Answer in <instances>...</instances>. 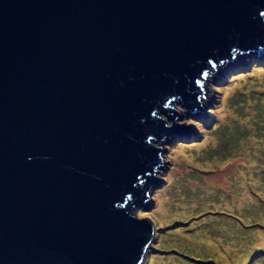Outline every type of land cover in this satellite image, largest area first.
<instances>
[{
  "label": "water",
  "instance_id": "95a60500",
  "mask_svg": "<svg viewBox=\"0 0 264 264\" xmlns=\"http://www.w3.org/2000/svg\"><path fill=\"white\" fill-rule=\"evenodd\" d=\"M262 48L264 0H0V264H144L171 102Z\"/></svg>",
  "mask_w": 264,
  "mask_h": 264
},
{
  "label": "rangeland",
  "instance_id": "374dc122",
  "mask_svg": "<svg viewBox=\"0 0 264 264\" xmlns=\"http://www.w3.org/2000/svg\"><path fill=\"white\" fill-rule=\"evenodd\" d=\"M218 68L199 106L170 104L195 129L156 144L152 198L135 210L154 220L144 264H264V49Z\"/></svg>",
  "mask_w": 264,
  "mask_h": 264
},
{
  "label": "clouds",
  "instance_id": "9594fccd",
  "mask_svg": "<svg viewBox=\"0 0 264 264\" xmlns=\"http://www.w3.org/2000/svg\"><path fill=\"white\" fill-rule=\"evenodd\" d=\"M264 48H262L261 50H259V52H261L262 50H263ZM251 51H255V50H251ZM249 52V51H248ZM248 52L246 53V54H248ZM242 55H244L243 53H241L240 55H238L239 57L240 56H242ZM238 56H236V57H232L231 59H230V62H233V61H235V60H237V57ZM220 64H218V66H219ZM217 66V65H216ZM215 69V67L213 68V70ZM212 70V71H213ZM212 71H210V72H212ZM203 86H204V83H203ZM204 90V89H203Z\"/></svg>",
  "mask_w": 264,
  "mask_h": 264
},
{
  "label": "bare ground",
  "instance_id": "6f19581e",
  "mask_svg": "<svg viewBox=\"0 0 264 264\" xmlns=\"http://www.w3.org/2000/svg\"><path fill=\"white\" fill-rule=\"evenodd\" d=\"M231 63H232V62H231ZM223 64H225V63H223ZM223 64H222V65H223ZM227 64H230V60L227 62ZM222 65H221V66H218V67L220 68V67H222ZM214 67H215V66H214ZM219 68H218V69H219ZM212 76H213V75H212ZM212 76H211V77H212ZM204 91H205V89H204ZM171 103H173V101H172ZM154 143H155V144H160L159 141H155ZM159 168H160V167H159Z\"/></svg>",
  "mask_w": 264,
  "mask_h": 264
}]
</instances>
